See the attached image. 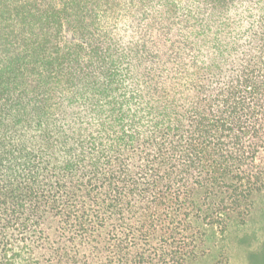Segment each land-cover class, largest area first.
Returning a JSON list of instances; mask_svg holds the SVG:
<instances>
[{
    "label": "trees",
    "instance_id": "obj_1",
    "mask_svg": "<svg viewBox=\"0 0 264 264\" xmlns=\"http://www.w3.org/2000/svg\"><path fill=\"white\" fill-rule=\"evenodd\" d=\"M263 233L264 0H0V264Z\"/></svg>",
    "mask_w": 264,
    "mask_h": 264
},
{
    "label": "rangeland",
    "instance_id": "obj_2",
    "mask_svg": "<svg viewBox=\"0 0 264 264\" xmlns=\"http://www.w3.org/2000/svg\"><path fill=\"white\" fill-rule=\"evenodd\" d=\"M262 236L264 237V233ZM255 248V245L244 247L235 241L224 245L220 253L215 252L213 257L198 260L195 264H252L250 259H252L251 254Z\"/></svg>",
    "mask_w": 264,
    "mask_h": 264
}]
</instances>
